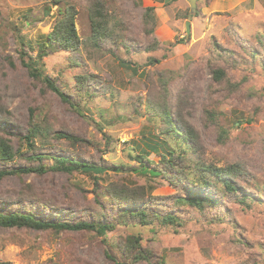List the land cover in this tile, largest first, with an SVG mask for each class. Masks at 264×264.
I'll list each match as a JSON object with an SVG mask.
<instances>
[{"label": "rangeland", "instance_id": "1", "mask_svg": "<svg viewBox=\"0 0 264 264\" xmlns=\"http://www.w3.org/2000/svg\"><path fill=\"white\" fill-rule=\"evenodd\" d=\"M98 5L106 20L99 39L92 28ZM67 7L77 13L78 48L45 49ZM150 9L157 23L152 36ZM212 67L227 71L223 82L214 80ZM165 98L173 121L178 115L181 129L198 135L196 161L238 167L232 181L243 196L217 183L209 192L216 204L199 210L176 202L198 192L179 180L185 174L178 168L168 177L138 171L140 152L154 164L161 160L148 145L164 154L189 149L182 137L161 134ZM0 115L6 119L0 137L22 153L0 161V172L30 165V143L51 157L47 166L65 157L104 169L0 177V214L113 225L105 235L0 227V263L133 264L141 248L152 260L136 264H264V0H197L194 11L187 0H0ZM38 126L48 135L32 138ZM220 128L228 131L222 143ZM60 132L85 142L58 139ZM188 175L194 179L192 170ZM110 187L152 197L161 215L179 222L142 225L125 213L144 204L122 206L110 198Z\"/></svg>", "mask_w": 264, "mask_h": 264}, {"label": "trees", "instance_id": "2", "mask_svg": "<svg viewBox=\"0 0 264 264\" xmlns=\"http://www.w3.org/2000/svg\"><path fill=\"white\" fill-rule=\"evenodd\" d=\"M150 13L147 15L146 20V34L148 36H152V34L155 31V28L157 26L156 19L152 15V9L149 10ZM103 9L100 8V6H96L94 9V15L98 17V20H94V23L92 25L93 33L96 38L99 39V37L103 34V28L106 24V20L103 15ZM77 13L73 7H67L64 13V18L62 21L58 22L55 30L53 31L52 35L49 37V41L47 45H43L45 49L50 47V50L58 52L59 50H76L78 48V36L76 33L75 28V19H76ZM159 42L156 40L153 44L154 48H158ZM44 49V50H45ZM219 50V49H218ZM46 52V51H44ZM47 54V53H44ZM28 68L30 69V73L34 77H38L40 75V70L37 68V62L30 61L27 63ZM212 72L214 75V80L216 82H223L226 79L227 71L218 68V67H212ZM48 86L56 93L60 94L64 101L68 102L69 99H67V96L64 95V93H60L58 88L51 82L46 81ZM85 85V84H83ZM164 88L166 89V85H164ZM70 102V101H69ZM164 108L161 111H158V114L165 120L166 122V128L165 130L161 131V134L166 137L175 138L176 136H180L183 139V143L185 144V147H189V149H185V151L181 153L173 152L171 154H164L160 148H157L156 146H149L148 147L153 150L154 152H157L158 156L161 157V160L154 164L147 156L148 154L145 153V151L140 152L137 156L139 160L140 168L138 171L144 172L147 174H150L153 177H162L166 176L168 177L169 172L168 170L176 169L178 168L179 171H176L177 173H180L179 175L185 174L184 178L187 180L191 186L196 188V191H187L186 196H180L177 197L176 202L181 203L184 205H188L190 207L203 210L207 206H214L216 204V200L214 196L216 195L214 192L209 193L211 189H214V185L217 183H221L223 187H225V193L227 194H237L238 196H243V192L241 188H239L232 180V176H237L239 173L238 167H229V168H216L212 166H205V164L202 161H196L195 157L198 151L195 150L194 145L197 144L198 135L195 133L194 129L191 127L189 129H181L184 125L182 119L176 115V122L173 121L172 116L169 111V100L168 98H165L163 100ZM213 114V113H212ZM214 119L216 120L215 115H212ZM213 120V122H217ZM2 122V123H1ZM0 123L3 125H6V119L4 116L0 115ZM48 135V129L45 128L43 130L42 128L34 127L32 132V138L35 136H47ZM58 139H63L70 141L71 143H79V142H85L83 139H80L78 137H75L68 133H57L55 135ZM228 138V131L220 128L219 131V141L222 143L224 140ZM28 141L34 142L29 136ZM33 143H30V149L34 151L32 155L28 158L30 161V165L21 167L19 169L15 170H9V171H1L0 177H3L7 174L11 175H29L31 173H35L37 175H44L48 173L49 171H55V172H83V173H89L90 171H85L84 168L87 165L86 163L80 162L79 159L75 158H65V157H56L55 158V164L53 166H47L46 161L50 160L51 157L46 155L45 153H37V149L35 148ZM190 152L193 153V158H190ZM21 151L14 152V148L11 145V143H8L5 141L2 137H0V161L2 162H8L12 161L16 156L21 155ZM36 164V165H35ZM152 164L153 167H150L149 165ZM184 165V166H183ZM92 167V166H91ZM83 170V171H82ZM192 170L193 172V180L189 178L188 172ZM96 174V173H95ZM93 175V173H92ZM184 176V175H183ZM170 181L174 182V179H170ZM109 196L114 201L119 202L122 206H126L129 209L136 208V204H144V206L140 209H138L136 212H131L130 210H126L125 215L131 216L134 219H139L140 223L142 225H151L154 221L160 220L161 223L166 225H177L178 217L176 215H161L158 212V209H155L153 207L154 203L153 200L150 197L149 199H140L137 198L135 193H126L124 191H119L116 188H109ZM212 195V196H211ZM241 203H244L243 200H240ZM0 227L5 228H35L38 230H54L56 232H63V231H97L101 235H105L107 230H110L113 228V225H98L96 223H87V222H77V223H70V222H48V221H37L35 220L30 214H20V213H14L11 215L7 214H0ZM134 242L132 244H138L139 239H133ZM133 264L142 262V261H148L151 262L152 260V253H149L148 251H144L141 248L138 249L137 254L133 257ZM0 264H10V263H0ZM118 264H127V263H118Z\"/></svg>", "mask_w": 264, "mask_h": 264}, {"label": "water", "instance_id": "3", "mask_svg": "<svg viewBox=\"0 0 264 264\" xmlns=\"http://www.w3.org/2000/svg\"><path fill=\"white\" fill-rule=\"evenodd\" d=\"M187 1L190 3L191 8H192V11H194L196 9V2H197V0H187ZM187 33L190 34V24H189V22L187 23ZM84 170L85 171L94 172L96 174H99V173H101V172L104 171V169H102V168L91 167V166H86L84 168Z\"/></svg>", "mask_w": 264, "mask_h": 264}]
</instances>
